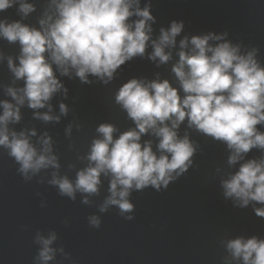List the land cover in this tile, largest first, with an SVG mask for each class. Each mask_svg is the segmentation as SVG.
Here are the masks:
<instances>
[{"label":"water","instance_id":"obj_1","mask_svg":"<svg viewBox=\"0 0 264 264\" xmlns=\"http://www.w3.org/2000/svg\"><path fill=\"white\" fill-rule=\"evenodd\" d=\"M25 2L34 7L27 16L18 11L17 2L0 12V20L19 21L42 30L41 20L48 16L54 20L58 15L53 0ZM138 6L149 7L154 17L148 21L152 31L143 56L126 61L110 80L89 74L83 82L75 69L62 75L53 64L62 87L43 108L29 107L27 99L17 105L8 94L9 88L19 90L25 86L24 79H17L8 64L11 59L19 66L22 46L19 41L0 37V102L18 106L20 113L18 122L8 123L9 132H24L38 150L43 148L42 140L49 139L50 154L59 164L58 168L49 166L36 174L29 172L26 179L9 149L0 146V264H38L40 245L36 237H47L52 232L57 235L52 245L57 253L49 264H243L233 259L228 241L252 236L264 239V218L254 211L264 205L250 201L248 206L239 207L233 198L224 196L222 186V181L237 172L241 164L264 160V148L253 147L230 164L233 150L224 141L189 126L187 118L175 131L179 138L187 136L192 143L195 151L191 163L179 175L174 172V179L166 187L133 188L128 199L134 207L129 213L121 214L114 205L100 210L110 196L111 174L101 173L97 193L77 190L75 199L61 195L58 186L50 183L53 174L75 183L77 173L90 166L92 143L102 139L97 131L101 124L114 126V139L126 131L138 130L116 102L119 89L129 80L146 84L167 80L183 98L185 93L173 67L179 61L180 41L186 37L189 44L185 51L191 49L193 36L212 34L221 39L210 40L209 44L228 42L238 46L242 55L254 51L256 61L264 68V0H139ZM138 19L141 17L133 15L128 22L134 24ZM173 21L182 22L183 28L175 45L165 48L170 59L166 63L151 59L152 41H158L161 29H169ZM61 104L67 108L66 113L61 112ZM37 113H47L54 119L45 121ZM256 128L264 133V123ZM159 139L150 129L141 134L140 143L150 142L159 156ZM85 198L88 203H84ZM92 216L100 219L99 228L90 225Z\"/></svg>","mask_w":264,"mask_h":264},{"label":"clouds","instance_id":"obj_2","mask_svg":"<svg viewBox=\"0 0 264 264\" xmlns=\"http://www.w3.org/2000/svg\"><path fill=\"white\" fill-rule=\"evenodd\" d=\"M17 2L18 11L24 16L34 10L25 0H0V12ZM53 3L58 15L54 20L52 16L41 20L42 30L19 21L0 20V37L9 42L19 41L22 46L19 66L11 59L8 61L15 77L25 81L24 88L7 90L17 105H23L27 99L33 109L45 107L62 87L54 75L53 64L62 75H67L70 68L75 69L83 82H87L89 74L110 80L126 61L143 56L150 40L152 28L148 21L154 17L149 7L139 8V0H53ZM133 15L141 17L134 24L128 22ZM182 28L183 23L176 21L169 29L162 28L159 40L152 41L151 59L159 58L161 63H166L171 54L165 48L175 45ZM220 39L212 34L193 36L188 51L184 50L188 47V38L180 41L179 61L173 72L185 93L183 98L167 80L146 84L131 79L125 83L116 95V102L127 111L138 130L126 131L114 139V126L101 124L97 131L102 139L92 143L88 155L90 166L77 173L75 183L55 174L50 183L58 186L61 195L75 199L77 190L97 193L101 173L111 174L110 196L100 210L106 211L114 205L124 214L133 210L128 199L133 188L166 187L174 179V172L179 175L191 163L195 149L187 136L179 138L175 131L186 118L189 126L224 141L233 150L230 164L242 159L253 147L264 148V133L256 128L257 124L264 123V68L256 61L254 51L242 55L238 46L228 42L209 44L210 40ZM0 106L3 107L0 146L9 149V155L20 165L19 171L25 178H29V172L36 174L42 168H58L56 157L50 154V140L43 139V148L38 150L24 132L10 133L7 125L20 120L19 107L6 101L0 102ZM60 109L62 113L67 112L63 104ZM37 116L45 121L54 119L47 113L42 116L37 113ZM150 129L160 138L159 156L152 151L150 142L140 143L141 134ZM222 186L224 196L233 198L239 207L248 206L250 201L264 205V160L241 164L237 172L222 181ZM84 203H88L87 198ZM254 211L264 218V207ZM89 223L99 228L100 219L92 216ZM56 239L55 232L47 237L37 235L38 264L55 260L57 249L52 245ZM227 249L233 259L242 260L243 264H264V239L256 236L232 239Z\"/></svg>","mask_w":264,"mask_h":264}]
</instances>
